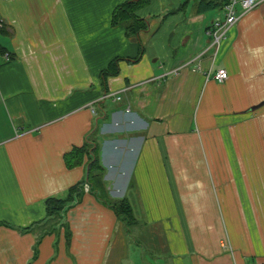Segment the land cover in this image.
I'll use <instances>...</instances> for the list:
<instances>
[{
  "label": "crops",
  "instance_id": "0c3cea01",
  "mask_svg": "<svg viewBox=\"0 0 264 264\" xmlns=\"http://www.w3.org/2000/svg\"><path fill=\"white\" fill-rule=\"evenodd\" d=\"M124 1L0 0V264H264V0L217 46L221 8L150 0L126 35ZM87 139L129 220L85 189L44 219L84 177L63 155Z\"/></svg>",
  "mask_w": 264,
  "mask_h": 264
},
{
  "label": "trees",
  "instance_id": "16d2710c",
  "mask_svg": "<svg viewBox=\"0 0 264 264\" xmlns=\"http://www.w3.org/2000/svg\"><path fill=\"white\" fill-rule=\"evenodd\" d=\"M150 0H126L118 4L111 14V25H121L126 35H135L140 31L147 29V20L137 15V10ZM190 0H184L181 7L186 5ZM194 1L196 12H204L208 9L223 8L227 0H192ZM0 33H5V27L0 29ZM141 50V49H140ZM5 48L0 44V55L5 52ZM11 57V55H10ZM119 57L112 58L107 66L100 71V78L105 82L109 76L118 74ZM86 157V173L81 180L68 188L64 198L49 197L45 200V218L64 219V214L68 208L81 200L84 193V184H87V191L95 194L98 198L108 204L117 215L123 216L126 220L131 218L130 208L125 199L113 200L108 197L105 190L104 181L102 180L103 167L99 163L97 156V143L94 140L87 139L82 145L74 146L71 150L63 155L65 165L72 167L79 165ZM26 227L24 229H28Z\"/></svg>",
  "mask_w": 264,
  "mask_h": 264
},
{
  "label": "built area",
  "instance_id": "2783aa9c",
  "mask_svg": "<svg viewBox=\"0 0 264 264\" xmlns=\"http://www.w3.org/2000/svg\"><path fill=\"white\" fill-rule=\"evenodd\" d=\"M261 2L262 0H227L222 8L223 17H215L206 30V33L211 38V44L217 46L220 40L224 37L228 27L236 22L239 17V14H237V6L240 7L241 12H247L257 7ZM3 27H5V24L0 19V29ZM2 57L5 60H8L10 58V53L5 51L2 54ZM227 77L228 73L225 68H218L214 74V79L218 82H223ZM84 189H88L87 184H84Z\"/></svg>",
  "mask_w": 264,
  "mask_h": 264
},
{
  "label": "rangeland",
  "instance_id": "374dc122",
  "mask_svg": "<svg viewBox=\"0 0 264 264\" xmlns=\"http://www.w3.org/2000/svg\"><path fill=\"white\" fill-rule=\"evenodd\" d=\"M0 36H2V35L0 34Z\"/></svg>",
  "mask_w": 264,
  "mask_h": 264
}]
</instances>
